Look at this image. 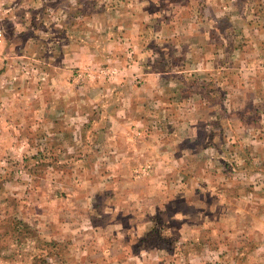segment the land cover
<instances>
[{"label": "crops", "instance_id": "1", "mask_svg": "<svg viewBox=\"0 0 264 264\" xmlns=\"http://www.w3.org/2000/svg\"><path fill=\"white\" fill-rule=\"evenodd\" d=\"M113 1L117 40L107 37L104 48L117 45V66L125 63L130 69L119 70L117 84L131 81L124 93L117 89L122 95L117 101V173L150 162V178L134 199H145L151 213L143 221L133 210L120 209L117 247L105 248L107 255L98 261L81 264H166L168 257L180 264H264V101L259 89L264 86V45L258 42L257 49L255 37V23L264 15L254 21L250 0L238 7L247 23L239 41L236 17L220 13L216 0L196 7L198 0ZM64 26L66 44H73L68 40L75 29L71 23ZM88 42H81L86 52L79 59L96 52ZM239 42L245 47L241 57ZM125 47L134 54L130 63ZM66 56L78 58L71 52ZM233 63L240 70L235 72ZM238 74L247 80H233ZM240 111L243 116L237 117ZM182 193L194 207L193 215L167 210ZM156 208L166 210L161 219L154 216ZM164 219H177L178 230L170 233L178 239L174 246L138 247L144 232ZM16 230L0 234L22 247L29 238L36 242L35 234Z\"/></svg>", "mask_w": 264, "mask_h": 264}, {"label": "rangeland", "instance_id": "2", "mask_svg": "<svg viewBox=\"0 0 264 264\" xmlns=\"http://www.w3.org/2000/svg\"><path fill=\"white\" fill-rule=\"evenodd\" d=\"M207 1L193 2V7ZM245 1L216 0L220 13L236 17L239 41L242 25L247 23L242 22L238 7ZM114 3L0 0V233L23 229L36 235L35 243L29 238L28 245L22 247L13 237L0 234V264L98 261L107 255L105 248L117 247L120 209L123 213L133 210L143 221L151 213L145 199H134L150 178V162L144 160L132 172L117 173V165L121 167L117 160V101L122 98L117 89L122 87L124 93L131 81L124 87L117 84L119 72L130 69L125 63L117 66V55L113 57L117 45L104 48L107 37L117 40ZM250 6L254 21L264 15V0H250ZM70 23L75 33L68 41L74 45L66 44L64 25ZM255 25L258 49L259 43L264 45V20ZM82 39L96 52L79 59L80 53L86 52L79 47ZM238 45L241 57L245 47L243 50L241 42ZM125 49L130 63L133 51ZM70 52L78 58L67 59ZM232 66L235 72L240 70L239 63ZM222 77L218 75L217 83H223ZM236 77L233 80L239 82L241 76ZM260 79L264 85V76ZM263 87L259 88L261 101ZM242 113L237 112V117ZM250 116H254L252 112ZM188 202L187 194L182 193L167 210L193 215L195 209ZM153 213L161 219L166 210L156 208ZM141 220L139 225L144 224ZM165 220L145 231L138 247H173L178 239L170 233L178 230L177 219ZM80 232L85 234L75 237ZM53 235L56 239L50 240ZM91 246H96L95 250L90 251ZM180 263L175 257L166 261Z\"/></svg>", "mask_w": 264, "mask_h": 264}, {"label": "built area", "instance_id": "3", "mask_svg": "<svg viewBox=\"0 0 264 264\" xmlns=\"http://www.w3.org/2000/svg\"><path fill=\"white\" fill-rule=\"evenodd\" d=\"M1 36H2V35H1V33H0V42H1Z\"/></svg>", "mask_w": 264, "mask_h": 264}]
</instances>
